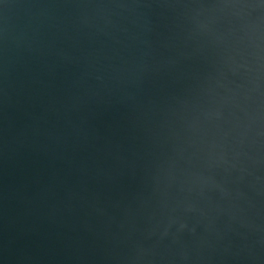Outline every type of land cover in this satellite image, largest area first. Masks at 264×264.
<instances>
[{
	"label": "water",
	"instance_id": "1",
	"mask_svg": "<svg viewBox=\"0 0 264 264\" xmlns=\"http://www.w3.org/2000/svg\"><path fill=\"white\" fill-rule=\"evenodd\" d=\"M0 264H264V0H0Z\"/></svg>",
	"mask_w": 264,
	"mask_h": 264
}]
</instances>
